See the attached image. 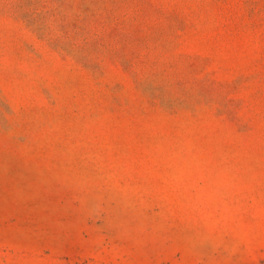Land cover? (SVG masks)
<instances>
[{
    "label": "rangeland",
    "instance_id": "1",
    "mask_svg": "<svg viewBox=\"0 0 264 264\" xmlns=\"http://www.w3.org/2000/svg\"><path fill=\"white\" fill-rule=\"evenodd\" d=\"M0 264H264V0H0Z\"/></svg>",
    "mask_w": 264,
    "mask_h": 264
}]
</instances>
